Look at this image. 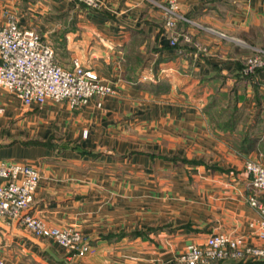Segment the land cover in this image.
<instances>
[{"label":"crops","instance_id":"obj_1","mask_svg":"<svg viewBox=\"0 0 264 264\" xmlns=\"http://www.w3.org/2000/svg\"><path fill=\"white\" fill-rule=\"evenodd\" d=\"M160 1L0 0V24L13 15L51 45L56 34L62 66L77 59L114 89L77 108L0 89V159L40 171L29 213L94 250L79 256L0 216L3 264H173L213 232L264 247L244 171L246 158L264 165V66L242 72L264 49V0H178L186 20L170 31Z\"/></svg>","mask_w":264,"mask_h":264},{"label":"built area","instance_id":"obj_2","mask_svg":"<svg viewBox=\"0 0 264 264\" xmlns=\"http://www.w3.org/2000/svg\"><path fill=\"white\" fill-rule=\"evenodd\" d=\"M88 8L99 6V0H74ZM170 31L178 20H186L179 12L178 0L156 2ZM177 36L171 33L170 44ZM264 54V50L261 51ZM264 66V59L249 58L242 69L245 74ZM0 89L20 99L23 105L43 104L47 101L66 102L69 107L85 105L90 99L114 93L93 68L85 67L77 59L70 68L56 59L53 47L33 29L21 28L13 15L0 24ZM100 105V102L97 103ZM3 109L0 106V113ZM244 171L249 176L246 201L259 218L249 227L260 239H264V165L257 159L246 158ZM40 171L30 163L0 159V216L20 224L35 237L54 240L66 250L78 255L90 252L87 240H80L77 231L49 227L41 218L29 213ZM91 247V248H90ZM262 259L264 247L252 246L244 236L215 232L207 235L202 243L189 244L175 259V264H208L222 259ZM4 260L0 256V264Z\"/></svg>","mask_w":264,"mask_h":264},{"label":"rangeland","instance_id":"obj_3","mask_svg":"<svg viewBox=\"0 0 264 264\" xmlns=\"http://www.w3.org/2000/svg\"><path fill=\"white\" fill-rule=\"evenodd\" d=\"M89 9H93V8H89ZM88 9V10H89ZM44 38V37H43ZM45 39V38H44ZM50 39H51V43H52V46H53V48L57 51V49H59L60 51L58 52L57 51V55H64V56H66L67 54L65 53V51H64V48H63V45H62V42L61 41H58V39H57V37H56V34H54L53 33V35L52 36H50ZM50 43V42H49ZM262 50H264L263 48H261V49H258V50H254L253 51V53H251L250 55H248V56H246L245 57V59H244V66H245V64H246V62H247V60L250 58H259L260 60H263L264 59V54L261 52ZM60 52H61V54H60ZM213 118V123H215V117H212ZM49 227H52V226H49ZM53 227H56V226H53ZM59 228H61V227H59ZM62 228H67V229H71V230H74V231H77V233L79 234V236H80V240L81 241H83V240H87V242H88V238L86 237V236H84L78 229H76V228H74V227H62ZM213 233H215V232H213ZM209 235V234H208ZM45 239H47V238H45ZM192 244V243H191ZM195 244V243H194ZM189 245V244H188ZM90 246L92 247L93 245H91L90 244ZM90 247V248H91ZM186 248V247H185ZM185 248L182 250V251H180L175 257H174V259H173V264H175V259H176V257L179 255V254H181V253H183L184 252V250H185ZM94 252V250H93V248L90 250V252H88L87 254H84V255H82V256H87L89 253H93ZM78 255V254H77ZM79 256H81V255H79Z\"/></svg>","mask_w":264,"mask_h":264},{"label":"trees","instance_id":"obj_4","mask_svg":"<svg viewBox=\"0 0 264 264\" xmlns=\"http://www.w3.org/2000/svg\"><path fill=\"white\" fill-rule=\"evenodd\" d=\"M82 6H84L83 4H81ZM178 22H183V21H179ZM180 41H182V39H177V41L175 42L174 46L175 48L177 49H181L182 46L180 45ZM52 46V45H51ZM53 47V46H52ZM54 49V48H53ZM54 52H55V49H54ZM55 56H56V53H55ZM264 57V56H263ZM57 59V58H56ZM263 66L259 67V68H262ZM257 68V69H259ZM255 69L254 72L257 70ZM252 72V73H254ZM250 73V74H252ZM249 75V74H248ZM263 202H264V197H261L260 198ZM208 264H255L253 262H242V260H235V259H222V260H216V261H213L211 263H208Z\"/></svg>","mask_w":264,"mask_h":264}]
</instances>
